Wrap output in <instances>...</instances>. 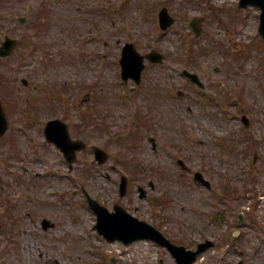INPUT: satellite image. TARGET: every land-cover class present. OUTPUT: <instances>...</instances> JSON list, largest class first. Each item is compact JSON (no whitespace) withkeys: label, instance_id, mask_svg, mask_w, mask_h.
Instances as JSON below:
<instances>
[{"label":"rangeland","instance_id":"1","mask_svg":"<svg viewBox=\"0 0 264 264\" xmlns=\"http://www.w3.org/2000/svg\"><path fill=\"white\" fill-rule=\"evenodd\" d=\"M238 2L0 0V43L6 34L19 39L16 51L0 59V99L10 124L0 137V264H159L161 258L176 264L154 244L105 241L83 188L110 208L120 202L178 243L194 247L214 239V248L194 264H264V42L260 9L240 10ZM163 6L175 17L166 29L159 24ZM195 16L200 35L190 25ZM126 41L165 55L161 64L146 66L138 87L121 78ZM184 68L197 71L206 88L189 82ZM61 85L66 88L59 92ZM179 89L185 95H177ZM226 95L234 103L222 108L215 100ZM61 99L70 106L60 108ZM54 117L88 141L74 170L44 139L45 122ZM134 121L139 127L128 131ZM94 145L110 152L107 163L96 162ZM199 169L210 187L196 185L192 172ZM122 174L129 177L125 197L119 196ZM226 183L240 192L224 197ZM139 185L147 198H140ZM158 196L167 205L156 204ZM6 204L15 205L18 221L6 218ZM219 207L226 210L222 221L213 217ZM239 213L247 215L242 225ZM44 218L54 225L44 228Z\"/></svg>","mask_w":264,"mask_h":264},{"label":"water","instance_id":"2","mask_svg":"<svg viewBox=\"0 0 264 264\" xmlns=\"http://www.w3.org/2000/svg\"><path fill=\"white\" fill-rule=\"evenodd\" d=\"M249 4H255L262 8L261 13V25L260 32L264 36V0H241L239 6L241 8L248 7ZM161 25L163 28L168 27L174 22V18L169 14L167 7H164L160 12ZM199 18L194 19V29L199 33L198 28ZM14 39L7 37V40L0 46V55L7 56L11 53L14 46ZM149 57L153 62H161L163 55L154 50L146 56L141 55L132 43H128L123 50V57L121 59L123 65V74L126 78L132 76L137 81H140L141 73L144 68V58ZM186 74L193 79H197V76L193 73L185 71ZM50 124V125H49ZM49 126V127H48ZM49 137L54 140H58L63 146L69 144V134L67 127L60 124V121H51L47 125ZM7 129V119L3 111V106L0 104V134H3ZM74 147L72 153L69 154V158L73 159V151L77 147V143L72 142ZM107 153L100 148H96V156L100 162L107 159ZM127 179L123 177L122 180V193L126 190ZM144 194H142L143 196ZM88 201L93 209L98 214L97 227L101 233L105 235L108 240L121 239L125 243H131L136 239L149 237L159 241L162 245H166L169 249L177 255L180 261L185 264L190 263L194 256L185 252L183 246H176L172 244L158 229L153 225L139 220L137 217L132 216L129 212L122 207L116 205L115 212H110L107 207L101 205L98 201L92 199L88 195Z\"/></svg>","mask_w":264,"mask_h":264},{"label":"flooded vegetation","instance_id":"3","mask_svg":"<svg viewBox=\"0 0 264 264\" xmlns=\"http://www.w3.org/2000/svg\"><path fill=\"white\" fill-rule=\"evenodd\" d=\"M206 68V67H205ZM211 77V74H210V72H209V74H207V78H210Z\"/></svg>","mask_w":264,"mask_h":264}]
</instances>
